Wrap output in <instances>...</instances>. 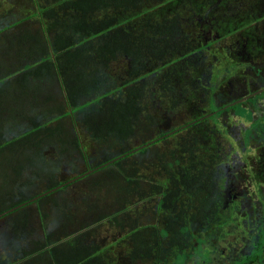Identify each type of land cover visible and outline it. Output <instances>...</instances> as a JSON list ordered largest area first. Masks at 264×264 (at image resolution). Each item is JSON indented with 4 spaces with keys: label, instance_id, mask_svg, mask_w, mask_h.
<instances>
[{
    "label": "trees",
    "instance_id": "trees-1",
    "mask_svg": "<svg viewBox=\"0 0 264 264\" xmlns=\"http://www.w3.org/2000/svg\"><path fill=\"white\" fill-rule=\"evenodd\" d=\"M28 1V14L0 28V163L9 161L15 188L1 196L7 200L0 212L40 193L20 189L31 183L27 172L39 179L51 176L44 191L212 110L215 114L186 126L191 132L177 148L155 152L164 176L153 183L125 170L123 162L176 133L82 177L89 191L92 186L119 191L115 204L105 207L92 194L96 197L83 202L85 210L75 211L66 198L55 196L70 183L1 216L7 217L10 234L0 264H185L192 254L193 264H264V145L255 146L256 152L263 149V161L255 153L242 168L238 151L229 152L220 142L226 123L243 118L224 107L239 95L225 80L235 64L227 68L218 62L223 38L251 29L257 15L249 12L257 0ZM154 94L167 100L163 124L188 118L165 129L145 124V133L154 132L150 139L121 147L138 139L145 121L154 120ZM17 128L22 129L12 133ZM246 137L257 140L248 132ZM93 144L120 147L96 161L86 152ZM48 145L59 154L75 151L84 167L69 178H54L58 165L46 153ZM231 181L244 192H228ZM149 196L157 197V221L142 222L135 203ZM48 207L68 220L46 223ZM32 212L40 229L26 222ZM13 213L20 218L15 226L9 225ZM100 224L116 233L108 242L96 240Z\"/></svg>",
    "mask_w": 264,
    "mask_h": 264
},
{
    "label": "rangeland",
    "instance_id": "rangeland-1",
    "mask_svg": "<svg viewBox=\"0 0 264 264\" xmlns=\"http://www.w3.org/2000/svg\"><path fill=\"white\" fill-rule=\"evenodd\" d=\"M1 1H2V6L0 7V14H4V15L2 16L0 15V28L5 26L7 23H10L21 17H24L26 14H28V9L30 7V3L28 0H1ZM242 4H247V2L242 3ZM252 10L253 11L249 13L255 16V15L261 14L260 12L264 11V8L258 6L257 4L256 10L254 6L252 7ZM32 21H34V19H32ZM239 34H240V31L239 32L236 31L235 33L229 34L227 38L224 37L223 44L227 45V44L232 43V45H234V46H231L232 49L234 48V50H238V51L235 52V51H232L231 49L227 50L224 47V50H222V56L220 57V60H218V62H221V66H224L226 64V67L229 68V66L231 67V62L234 63V61H237L240 64V62L246 61V57L244 56L246 54L245 51L240 50V47L239 48L236 47L237 49L235 48V44L237 43ZM263 50H264V40L261 41L260 48H256L254 51L248 50V55L253 57L263 52ZM246 63H249V62H246ZM259 63H262L264 65V58L260 60ZM243 66H244L243 63L239 65L240 69H239V73L237 74L241 78L239 82L237 80V83H239L241 86L240 92L238 94L239 95L238 98L245 96L249 93H252L256 89H260L261 87H264V80H259L260 77L258 76L253 78L252 74L250 73L253 71L251 70L249 71V73H247L246 69H243ZM241 72L244 73L243 78L240 75ZM259 73H260V76L262 77V69H261V72ZM228 74L232 75L230 73ZM151 98H155V101L153 100V102L155 103V109H151L150 111V117H152V119L154 120H148L149 123L145 121L141 125L140 130L137 131V133H139L138 139H136V137L135 138L132 137L128 140L126 145L123 142L121 147L129 148L134 145L140 144V142L144 140L150 139V137L154 135V132L150 134L148 132L147 133L144 132V130L147 127L146 125L148 124H149V129L155 130L158 128L159 124L161 128L165 129L173 125L181 124L180 123L182 120L181 118L183 119L188 118V116L185 115L181 118H177V120H174V121L170 119L168 121V124H163L162 116L165 115V113L167 112L166 109L163 107H165V105L167 104V100L164 97H157L156 94L151 96ZM210 109H212V106ZM226 110L228 111L231 110L233 112H236L243 118H240L239 122H238V119L233 118V121L230 120V122L226 123L228 130L227 132L226 131L224 132L225 138L222 137L220 142L223 144L224 149L229 150V152L238 151L236 154L239 157L237 162L241 164L242 168H244V166L242 165L244 161L243 159L247 157L246 156L247 154L253 156V153L254 154L256 153V147H255L257 145L256 143L260 144L261 146L264 145V90L263 91L261 90V92H258L254 96L248 97L245 100H242L240 102L227 106ZM213 111L214 110H212V112ZM247 113H252V116L251 115L247 116ZM22 126L24 129L28 125L26 124ZM185 128H182L176 131L175 132L176 134L174 133L175 134L174 136H169V138L158 142L154 146L148 145L149 147L143 153H135L127 157L126 160H124L123 162L124 169L127 171L130 170V171L136 172V174L138 175L137 177L138 178L144 177L145 182L153 183V181H155V179L153 178H157L158 176L159 178L163 177L164 167L159 164V159L157 158V156L155 157L156 155L155 152L159 151L158 153L160 154L161 152H164L167 150L169 151L171 149L177 148V146L180 143L187 140V137L189 136V133L191 132V131L184 130ZM21 129L22 128L14 129L12 130V133H17L21 131ZM240 129H241V133H240ZM246 132L256 137L257 140L255 141L252 140L251 142H247ZM155 133H157V131H155ZM93 145L94 146H90V147L88 146V148H86V152L91 153V157L95 159L96 161L97 159L102 158L106 154L108 155L114 154L117 151V149L120 147V145H112V146L110 145L102 146L98 144H93ZM48 146L49 147L47 148L46 153L47 154L49 153L51 155V156L48 155L49 158H53V160L58 165V170L55 171L54 178L59 179V180L67 178V177L69 178L70 176L74 174L75 171H77V169H81L84 167V165L79 161L78 155L75 153V151L72 150L69 153L59 154L57 150H55L53 147H51L50 145ZM242 146H245V148L242 149ZM260 149L261 148H259L257 152ZM49 150L51 153L49 152ZM53 151H54V154L52 155ZM163 157L165 158V155ZM166 158L168 159V153L166 154ZM8 163L9 161L7 163H4V162L0 163V205H2L7 200V198L5 200V198H2L1 196L7 191L15 190L14 183H13V180H14L13 173L7 167ZM51 170H55V168H51ZM27 175L31 183H29L25 187L20 188L24 192V194H33L36 192H41L44 186L48 182H50L49 178L51 177V176H46V178L39 179V178H35L36 177L35 174L33 175L28 172H27ZM106 176L107 175L104 174L102 177L103 182L104 180L106 181L104 184H106L109 180V178H106ZM35 179H39V180L36 181ZM80 179H78L79 181L77 182H74V181L73 183L71 182V184L63 191H59L55 193V196L57 197L58 200H63V197L66 198L68 200L69 207L71 209H74L75 211L85 210L83 209L85 207V204L83 202H86L88 198L92 199L96 197V196H93L92 194H97L99 198V202L100 203L105 202V207L115 202L116 200L115 194L120 195L119 191L117 193H115L114 190H111L109 192L107 191L106 188L98 190L99 187H96V186H92V191H89L88 190L89 184L88 182L86 183V178L84 179L80 178ZM34 181L36 182L34 183ZM110 194H113L114 196L112 197V200L111 198H109ZM156 198L157 197L155 196H149L144 199L138 200V202L135 203V205L138 206V208H140L143 211L142 219H141L142 222L157 221V218L154 217V211H155L156 203H157ZM118 199L121 200L122 198L118 196ZM41 204H42L41 206H45V202H41ZM47 210L50 211L51 214H50L49 219H46V223H48V221L50 222V224H53L55 222V225H56L59 222H62V220H68V218H65V216L59 215L60 211L56 210L55 208L48 207ZM34 213L32 212L30 217L29 216L26 217V222L28 223V225H31V226L34 225L33 227L37 226V228L40 229L39 226L37 225L39 223V220L37 218V215H34ZM88 215L90 214L88 213ZM9 219H10L9 225L15 226L16 223L18 224L20 223V221L18 222L20 218L17 219V213H13L9 217ZM8 222L9 221L7 217H3L0 219V254L2 256L7 255V253H5L6 251L2 249V245L6 242L8 234H10L9 233L10 228L7 225ZM50 224H48L49 226L47 229L52 230V231L55 230V227L51 226ZM95 231H96L95 232L96 240L98 242L99 240H101L104 243L108 242L107 240L111 238L113 234H116L113 228L111 229L108 224L98 225ZM172 257H173V252L172 254L168 256V259L170 260ZM194 259H195V254H192V256L186 260L185 264H193Z\"/></svg>",
    "mask_w": 264,
    "mask_h": 264
},
{
    "label": "flooded vegetation",
    "instance_id": "flooded-vegetation-1",
    "mask_svg": "<svg viewBox=\"0 0 264 264\" xmlns=\"http://www.w3.org/2000/svg\"><path fill=\"white\" fill-rule=\"evenodd\" d=\"M258 2H259V0H257L258 6L264 8V4H263L264 1L260 0V2L259 3ZM241 3H244V2L241 1ZM252 4L253 3H251V5ZM260 13L261 14H258L256 16L257 21H254L252 23V26H251V29L250 30H248L246 28V29H243V31H240L239 38L237 39V43L235 44V48L236 47H238V48L240 47V50H244L245 53H246L244 55L246 57V61L245 62L242 61V62H240V64H239V62L234 61L235 70L231 73L232 75L230 77L226 78V80H227V83L226 84H229V87L231 89H234V92L236 94H239L240 88H241L240 84L237 83V80L239 82V80H241V78L237 74L239 73V69H240L239 65H241L242 63L244 64L243 69H246L247 73H249V71H251V70L253 71V72H250L252 74V77L253 78H255V77L258 76V77H260L259 80H264V78H263L264 77V65L262 63H259V61L264 58V50H263V52L259 53L258 55H255L253 57H251V56L248 55V50L254 51L256 48H260L261 41L264 40V35H263L264 34V11H262ZM224 37L227 38L226 35ZM223 41H224V38H223ZM231 46H234V45H232V43H231V44H227V45L221 46V51L224 50V47L227 50L228 49H231L232 51H235V52L238 51V50H234V48L232 49ZM246 62H249V63H246ZM261 69H262V77L260 76V73H259V72H261ZM243 74H244L243 72L240 73V75L242 76V78L244 77ZM227 76L228 75H226V77ZM261 89L263 91L264 90V87H261L260 89H256L253 92H256V91L261 90ZM254 95H252V96H254ZM256 153L259 154L257 160H261V158L263 157V156H261L262 153L259 152V151L256 152ZM246 156L247 157L245 159H243L244 161L242 160L244 165L246 163L250 162L251 160L254 161L255 158H256V155L254 153H253V156L252 155H248V154ZM261 161H263V158H262ZM260 162H258V165H259ZM226 187L228 188V192H230V188L231 189L238 188V189H240V191H239L240 193L244 192V191H241L242 190V185L240 183L235 184L233 181H231L229 184L226 183ZM245 191H247V190H245ZM227 194L230 195V193H227Z\"/></svg>",
    "mask_w": 264,
    "mask_h": 264
},
{
    "label": "water",
    "instance_id": "water-1",
    "mask_svg": "<svg viewBox=\"0 0 264 264\" xmlns=\"http://www.w3.org/2000/svg\"><path fill=\"white\" fill-rule=\"evenodd\" d=\"M261 90H262V89H261ZM261 90H258V91H256V92H252V93L247 94V95H245V96H242V97H240V98H238V99L232 101L231 103L226 104L224 107H227L228 105H232V104H235V103L240 102V101H242V100H245L246 98H248V97H250V96H252V95H254V94L260 92ZM213 112H214V111H213ZM213 112L206 113V114H204V115H202V116H200V117H198V118H196V119H194V120H192V121H190V122H188V123H185V124H183V125H180V126L174 128V129H172V130H169L168 132L164 133L163 135H161V136H159V137H157V138L150 139V140H148V141H146V142H144V143H142V144H140V145H137L136 147L130 149L129 151H127V152H125V153H122V154H120V155H118V156H115V157H113V158H111V159H109V160H107V161H105V162H103V163H101V164L95 166V167L89 168V169H87L86 171H84V172H82V173H80V174H77V175H75V176H73V177H71V178H69V179H67V180H65V181H62L61 183H59V184H57V185H55V186H53V187H51V188H49V189H47V190H44V191H42V192H40V193H38V194H36V195L30 197L28 200L23 201V202H21V203H19V204H17V205H14V206H12V207H10V208H8V209H6V210L0 212V217L3 216L4 214L10 212V211H13V210L16 209V208H18V207H20V206H22V205L28 203V202L35 201V200H37L38 198H40L41 196H44V195H46V194H48V193H51V192H53V191H55V190L61 188L62 186L66 185V184H70L71 182L76 181V180H78V179H80V178H82V177H84V176H86V175L92 173L93 171H95V170H97V169H99V168H102V167H104V166H106V165L112 163L113 161H115V160H117V159H119V158H121V157H124L126 154H129V153L135 152V151H137V150H139V149H141V148H143V147H145V146H147V145H150L151 143L155 142V141H156L157 139H159V138H162V137H164V136L171 135V134L175 133L176 131H178V130H180V129H182V128H185L186 126H188V125H190V124H192V123H194V122H196V121H198V120H200V119H203V118H205V117H208V116L211 115Z\"/></svg>",
    "mask_w": 264,
    "mask_h": 264
}]
</instances>
